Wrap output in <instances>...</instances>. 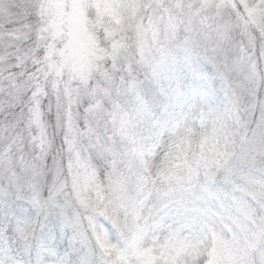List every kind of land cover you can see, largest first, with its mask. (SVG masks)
<instances>
[{
    "label": "snow or ice",
    "instance_id": "snow-or-ice-1",
    "mask_svg": "<svg viewBox=\"0 0 264 264\" xmlns=\"http://www.w3.org/2000/svg\"><path fill=\"white\" fill-rule=\"evenodd\" d=\"M0 264H264V0H0Z\"/></svg>",
    "mask_w": 264,
    "mask_h": 264
}]
</instances>
